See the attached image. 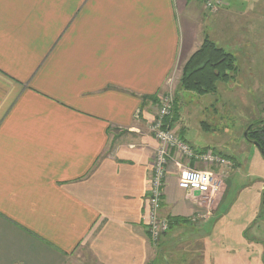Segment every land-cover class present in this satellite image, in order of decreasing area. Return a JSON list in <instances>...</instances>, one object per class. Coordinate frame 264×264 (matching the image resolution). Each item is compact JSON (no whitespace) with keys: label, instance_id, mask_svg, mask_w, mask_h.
Returning <instances> with one entry per match:
<instances>
[{"label":"crops","instance_id":"crops-1","mask_svg":"<svg viewBox=\"0 0 264 264\" xmlns=\"http://www.w3.org/2000/svg\"><path fill=\"white\" fill-rule=\"evenodd\" d=\"M253 4L0 0V264H153L165 245L210 247L183 238L211 229L229 180L188 194L176 156L160 215L190 222L151 238L150 123L206 36L264 23Z\"/></svg>","mask_w":264,"mask_h":264},{"label":"rangeland","instance_id":"rangeland-1","mask_svg":"<svg viewBox=\"0 0 264 264\" xmlns=\"http://www.w3.org/2000/svg\"><path fill=\"white\" fill-rule=\"evenodd\" d=\"M251 9L264 17V0H257ZM238 27L233 36L213 31L208 36L235 56L233 80L220 81L216 92L200 95L182 89L177 75L173 86L162 91L177 97L176 127L186 129L185 137L194 146L208 145L231 157L235 165L219 174L221 188L227 180L230 188L209 221L211 229L200 237L183 238L207 241L210 247L198 242L165 245L164 254L153 264H264V156L245 135L250 122L264 116V23L256 24V32L251 24Z\"/></svg>","mask_w":264,"mask_h":264},{"label":"built area","instance_id":"built-area-1","mask_svg":"<svg viewBox=\"0 0 264 264\" xmlns=\"http://www.w3.org/2000/svg\"><path fill=\"white\" fill-rule=\"evenodd\" d=\"M210 11H217L226 0H204ZM157 108L150 123V131L157 140L154 162L147 188L149 201L148 225L152 240L157 243L170 229L169 219L160 215L163 185L167 174V165L175 156L183 160L182 169L188 194L199 192L205 197H213L221 188V178L215 168L231 167L233 163L213 149H196L168 119L173 116L174 97L160 93Z\"/></svg>","mask_w":264,"mask_h":264},{"label":"trees","instance_id":"trees-1","mask_svg":"<svg viewBox=\"0 0 264 264\" xmlns=\"http://www.w3.org/2000/svg\"><path fill=\"white\" fill-rule=\"evenodd\" d=\"M236 71L235 56L206 36L202 45L183 64L180 77V87L184 90L192 91L200 95L214 93L217 91L218 82H229L233 80ZM176 100L177 99H174L173 116L171 119H168V122L173 127H175L180 120V112ZM156 101H158L157 98ZM250 123L251 126L247 131V138L250 141L257 142L260 149L264 151V116H260ZM181 136L185 139L183 134ZM204 149L211 148L206 147ZM222 155L231 160L233 165H235V162L231 157L224 154ZM234 159L236 158L234 157ZM261 203L264 207V189L262 192ZM169 222L171 228L174 223H189L190 221L185 218H179L174 220L169 219Z\"/></svg>","mask_w":264,"mask_h":264},{"label":"water","instance_id":"water-1","mask_svg":"<svg viewBox=\"0 0 264 264\" xmlns=\"http://www.w3.org/2000/svg\"><path fill=\"white\" fill-rule=\"evenodd\" d=\"M245 135L247 136L248 135V132H246L245 133ZM255 143V145L260 149V147H259V144L257 143V142H254ZM260 152H261V154L264 156V151L262 150V149H260ZM196 194H200L199 192H196Z\"/></svg>","mask_w":264,"mask_h":264}]
</instances>
